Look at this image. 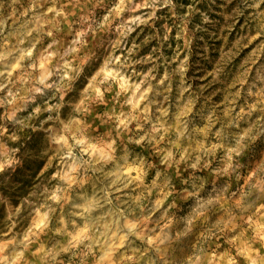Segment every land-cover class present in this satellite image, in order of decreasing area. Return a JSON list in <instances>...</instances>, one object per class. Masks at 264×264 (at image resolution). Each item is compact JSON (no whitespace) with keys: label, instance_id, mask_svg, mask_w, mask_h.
I'll return each instance as SVG.
<instances>
[{"label":"rangeland","instance_id":"1","mask_svg":"<svg viewBox=\"0 0 264 264\" xmlns=\"http://www.w3.org/2000/svg\"><path fill=\"white\" fill-rule=\"evenodd\" d=\"M33 2L6 0L3 14L0 15V19L10 17L7 20L9 27L5 31L31 21L29 26L32 23L38 25L31 39L41 37L37 48L63 53L71 46L82 53L80 59L91 57L88 77L75 84L76 92L72 95L77 98L88 88L92 77L101 74L103 83L97 84V87L103 93L104 102L90 107L85 98L80 115L73 118L67 107L60 114L66 126H72L75 122L80 131L77 139L90 148L105 152L104 138L110 134L111 119L119 116L125 108L130 110L131 103L137 101L140 109L153 117V122L160 120L161 112L167 109V117L162 120L166 127H175L178 131L201 129L198 136L185 133L181 137L189 151H199L197 146L201 143L209 147L221 143L213 135L216 131L233 136L251 131L255 139L239 157L242 167L237 169L240 173L238 180L235 174L218 175L217 170L226 166L224 149L219 147L210 166L192 169L188 163H194L193 159L168 169L175 193L164 200L163 207L175 200L176 207L169 210L173 234L184 232L186 227L190 231L178 240L169 238L165 241L166 259L170 264H181L182 260L191 258L190 264H199L195 261L194 253L198 247H202L211 248L214 264H264V201L256 202L259 189L264 187V175L257 176V189L243 199L246 214L232 208L234 200H241L245 196L252 174L264 167V123L261 122L264 121V109L257 107L250 114L241 111L245 105L254 104L264 92V33L257 30L255 23L247 22V13L238 15L240 0H171L163 7H156L154 16L151 15V8L139 7L142 0H59L57 7L64 5L68 17L62 15L51 19L54 14L50 13L45 18L48 22L43 24L33 19L37 9L29 11ZM131 3L137 7L131 8ZM121 4L123 7H118ZM12 13L15 15L10 16ZM16 17L19 19L13 25L12 20ZM136 17L140 19L136 20ZM52 30L57 44H53V37L46 34ZM81 31L83 35L77 41L75 33ZM49 45L52 47L49 48ZM186 56L187 67L181 77L179 67ZM47 57L48 53L42 52L41 63ZM56 59L53 55L49 63ZM214 71L219 72V78L213 79L209 74ZM165 76L168 79H164ZM55 79V76L49 77L46 83ZM161 80L163 83H160ZM133 85H139V88L134 89ZM188 86V91L181 92L182 88ZM249 90L253 95H249ZM56 94L55 88H45L43 93L36 94V101H29L26 108L17 112V119L3 124L9 137H19L0 144V162L11 158L15 149H18L15 158L19 160V163L0 171V229L5 231L10 223L9 216L18 221L16 231H26L34 222L42 219L32 214V206L42 203L49 190H62L69 182L67 179L60 180L57 173L67 172L72 179L86 182L82 194L84 199L79 201L85 208L99 203L111 212L104 204V196L111 199L117 193L106 188L104 179L97 182L99 174L90 175V168L83 170L80 176L73 175L68 169L76 161L68 156L61 159L56 154L59 145L53 147V136L56 140L60 137L53 131L54 122L46 119L49 113L41 112L38 117L25 119L37 107L46 106L45 100L54 103L48 97ZM125 99L129 103L124 104ZM193 99L195 103L188 111V103ZM4 113L5 106L0 105V116ZM105 113L109 119L101 118ZM212 113L217 119L209 132L207 117ZM19 120L24 123L20 124ZM222 120L225 122L223 128ZM40 121H44L42 127ZM170 135L174 138V134ZM133 147L148 155L154 164L163 167L150 148ZM73 152L77 157L81 155L76 149ZM190 177L203 181L199 197L176 195L187 186ZM147 179L149 182L156 179L155 168L149 172ZM77 187L74 184L64 194L71 196ZM130 187L121 190L126 194L122 199L137 195L135 191H129ZM253 204L255 207H252ZM62 211L61 207L56 208L49 221L50 228L56 222V214ZM96 215L99 219L102 214L97 211ZM122 222L123 217L114 215L105 221L116 226ZM130 222L135 223V220ZM225 224L234 226L225 228ZM87 228L88 221L83 219L77 235H87ZM51 235L48 233L44 239ZM137 248L143 251L141 242L135 239L133 250ZM68 258L67 253L57 257L64 262ZM154 259L156 256H146L139 264H150Z\"/></svg>","mask_w":264,"mask_h":264},{"label":"clouds","instance_id":"2","mask_svg":"<svg viewBox=\"0 0 264 264\" xmlns=\"http://www.w3.org/2000/svg\"><path fill=\"white\" fill-rule=\"evenodd\" d=\"M59 0H34L30 5L29 11L33 8L38 12L33 13V19L40 21L41 24L47 23L45 19L50 13L54 16L51 19L61 17L66 18L69 13L64 12V5L57 7ZM171 3V0H142L139 7H149L152 9L151 15H155L156 7H163L164 4ZM6 5V0H0V15ZM45 5H48L45 7ZM240 11L238 15L247 13V22L255 23L257 30L264 33V0H240ZM136 8L135 3L129 5ZM123 7V5H118ZM118 14V13H117ZM12 13L10 16H14ZM10 17L0 19V105L5 106V113L0 116V144L8 139H19L18 136H8V130L3 126L8 120L17 119V112L28 106L29 101L37 100V93H43L45 88H55L56 95H50L49 100L54 103H48L46 100L44 107H37L35 111L29 113L25 119L38 117L39 113L47 112V120L53 121V131L59 135V140L55 141L53 147L56 148V154L63 159L64 156L72 157L76 162L68 169L73 175H82L83 170L91 169L90 175L97 176V182L104 179L106 188L111 192L117 193L116 196L108 199L104 196V204L111 210L109 213L104 206L97 203L94 207L85 208L79 201L84 199L82 195L85 192V181L72 179L67 175L57 173L60 180H69L62 190L46 193L42 203H36L32 206V214L42 217L38 222L26 231H16L18 221L9 216L10 223L7 225V231L0 229V264H139V261L146 256H156L150 264H170L166 259L167 246L165 241L178 240L181 236H186L190 228H185L184 232H175L173 234V222L170 219V209L176 207L175 200L163 207L164 200L175 193V187L171 182L168 169L180 163H187L194 159V163H188V167L196 169L198 167L210 166L215 158L216 149H224V158L226 166L217 170L220 176H232L240 178L239 157L248 147L251 140L255 139L251 131L235 136L229 133L224 135L222 131H216L213 135L221 143L206 146L204 143L197 147L199 151L186 149L181 137L185 133L198 136L201 129H184L178 131L175 127H166L162 122L167 117V109L161 112V119L153 122V117L147 115L146 110L140 109L139 101L131 103V109L125 110L111 119L110 134L104 138L105 152L99 149L90 148L83 141L78 140L79 129L73 121L72 126H66L61 119V110L67 107L75 118L81 114V105L86 98L90 107H94L97 102H104L103 93L97 87V84L103 83L100 79L101 74L97 73L92 77L88 88L80 94V98L73 96L76 92L75 84L78 80L88 77L89 66L92 64V58L80 59L82 54L78 49L69 46L63 52H50L48 48H37L41 43V37L31 39L33 31L38 30V25L25 22L19 27H9L7 20ZM16 17L12 24H16ZM139 20V17L135 18ZM86 21V18H85ZM53 37V44H57L54 37V30L46 33ZM83 31L75 33L76 40H80ZM52 45H49L51 48ZM42 52H47L48 57L41 63ZM55 55L57 59L51 64L49 61ZM188 57H184L179 71L183 77L186 71ZM41 73H43L41 75ZM213 79L219 78V72L209 73ZM55 76L56 79L51 83H46L49 77ZM164 79H168L167 76ZM111 83V82H109ZM163 83V80L160 81ZM31 86H28V85ZM38 85H43L40 87ZM107 87V86H106ZM138 89L139 85H133ZM188 87L182 88L181 92L188 91ZM150 90V89H149ZM148 91V90H146ZM170 91V90H169ZM135 95V92L132 93ZM249 95H253L249 90ZM239 94L237 93V98ZM67 97V99L65 98ZM145 97H141L144 99ZM129 103L126 99L124 104ZM195 99L188 103V111H191ZM123 107V104L121 105ZM257 107L264 109V92L252 105H245L241 111H247L249 114ZM102 119H109L107 114H102ZM208 131L211 132L212 126L217 117L215 113L208 117ZM23 124V120L18 121ZM232 122V121H228ZM264 123V121H261ZM44 121H40L42 127ZM222 128L225 122L221 121ZM174 134V138L173 135ZM133 146H147L151 149L152 155L159 158L160 167L152 162L144 152L136 151ZM73 149L81 153L79 157L75 156ZM12 150L11 158H5L0 162V171L9 165L19 163L15 158V152ZM86 154V155H85ZM67 167V162H66ZM156 169V179L148 181L149 172ZM111 170V171H109ZM258 175H264V167L258 168L249 178L247 191L241 200H234L233 209H239L245 213L243 199L250 192L257 189L256 179ZM77 185V190L71 193V196L64 193ZM135 191L136 196L128 195L121 190L124 188ZM203 188V181L198 178L190 177L187 186L176 193L181 197L198 198L200 190ZM103 193V190H101ZM116 203L113 204L112 201ZM264 201V187L259 189L256 202ZM57 207L63 209L56 214V222L50 228L49 221ZM255 207V204L252 205ZM251 210L250 208L248 209ZM264 210V204H262ZM97 211L102 214L97 219ZM123 217V222L116 226L115 224H106L111 216ZM88 221L87 235H77L81 231L83 219ZM244 217L242 216L241 219ZM135 220V223H131ZM191 223V221H189ZM150 225H152L150 227ZM234 225L225 224V228ZM51 233L46 240L44 237ZM132 237L133 239H129ZM141 242L143 251L140 248L133 250L134 240ZM264 243V242H262ZM48 245V247H45ZM35 249V252L33 250ZM61 253L68 254L66 262L57 259ZM211 248L198 247L194 253V258L199 264H214L215 257L212 256ZM191 258L181 261V264H190Z\"/></svg>","mask_w":264,"mask_h":264}]
</instances>
